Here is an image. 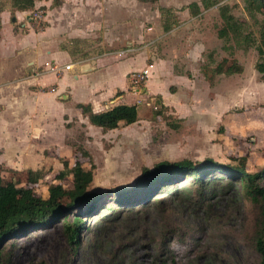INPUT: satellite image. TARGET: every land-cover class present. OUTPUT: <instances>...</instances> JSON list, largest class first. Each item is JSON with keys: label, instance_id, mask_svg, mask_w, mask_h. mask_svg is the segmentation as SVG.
Instances as JSON below:
<instances>
[{"label": "rangeland", "instance_id": "1", "mask_svg": "<svg viewBox=\"0 0 264 264\" xmlns=\"http://www.w3.org/2000/svg\"><path fill=\"white\" fill-rule=\"evenodd\" d=\"M225 1H237L239 6L233 7V12L246 16L241 0ZM42 5L29 10V26L35 29L44 26ZM40 9L43 16L39 18ZM3 11L10 14L7 8L0 10V15ZM177 15L179 21L170 30L160 28L157 34L151 32L145 37L151 52L169 55L175 71L181 70L184 75L179 78L168 72L162 81L151 83L150 88L165 91L167 100L170 99L162 114L155 111L160 106L157 96L151 92L146 94L140 83L138 87L144 96L126 98L138 104L139 116L135 123L103 131L90 129L87 122L76 118L68 125H59L60 130L57 127L45 140H33L31 148L17 156L0 155L2 164L9 167L6 161L10 163V159L17 160L20 167L15 168L18 169H36L46 164L42 167L45 175L36 187L41 195L47 193L53 176L63 168L59 155L71 160L73 147L78 143L89 150L95 164L92 183L95 190L128 185L140 174L142 166L162 159L196 160L210 156L225 161L231 155L249 150L256 163L249 169L263 165L264 78L256 68V62L261 60L258 50L249 47L235 49L234 54L228 52L223 46L224 39L217 35L220 23L217 4L197 15L187 14V9ZM259 17L264 18V13H259ZM21 20L25 21V16ZM211 49H215V60L230 59L233 55L242 66L241 70L222 72L216 77L224 100H229L233 92L240 95L241 107H237L236 119L229 127L203 118L205 105L202 107L201 96L207 98L216 93L208 87L202 69L196 67L202 60L201 51L207 59L206 53ZM184 58L190 59L192 71L183 72ZM146 61H151L150 56H146ZM240 109L247 112L241 113ZM250 113L254 118H249ZM3 142L1 138L0 144ZM85 165L90 166L88 162ZM225 180H231L229 186L224 185ZM62 183L71 187V175H66ZM211 186L215 190L201 203L186 198L183 193L171 198L165 194L160 201L130 211L112 210L106 203L85 219L75 243L68 240L61 221L31 228L23 236L2 244L0 264H35L41 260L46 264H157L160 257L172 264H255L259 259L252 244L256 206L241 194L239 180L220 179ZM169 228H176V234L169 236L167 249L161 250L159 232ZM172 255L173 262L169 260Z\"/></svg>", "mask_w": 264, "mask_h": 264}, {"label": "crops", "instance_id": "2", "mask_svg": "<svg viewBox=\"0 0 264 264\" xmlns=\"http://www.w3.org/2000/svg\"><path fill=\"white\" fill-rule=\"evenodd\" d=\"M187 1L62 0L52 5L51 0H40L36 5L43 4L44 26L39 29L29 26V10L15 11L10 22L9 11H3L0 15V139L4 142L0 144V155L17 156L22 150H29L33 140H45L59 125H68L76 118L87 122L90 129L102 130L88 120L77 103H89L93 111H100L116 101L130 103L126 98L144 96L141 92L145 89L146 94L160 96L167 105L170 99L167 100L165 91L150 88L151 83L162 81L168 72L179 78L184 75L181 70L175 71V63L169 55L151 52L145 37L163 29L160 6L175 8L178 16L184 9L190 13L187 4L199 0ZM182 2L187 3L179 5ZM22 16L25 21L21 20ZM70 37L90 39L86 48L88 54L75 59L61 48L60 43ZM119 44L125 46L111 48ZM98 46L101 52L96 51ZM202 51L200 64L205 60ZM146 56H150L151 61L147 62ZM182 61L184 73L193 70L189 58ZM47 62L59 65V69L41 71L47 67ZM85 62L90 63L89 69L82 68ZM200 64L197 70L201 69ZM143 67H148L149 72L140 85L141 90L133 86L130 74ZM203 76L216 93L207 98L201 96L202 107L205 105L203 118L229 127L236 119L237 107H241L240 95L233 92L229 100H224L216 82L218 78L212 84ZM248 115L254 118L252 113ZM24 139L31 142H22ZM10 160L6 163L11 167H20L17 160Z\"/></svg>", "mask_w": 264, "mask_h": 264}, {"label": "trees", "instance_id": "3", "mask_svg": "<svg viewBox=\"0 0 264 264\" xmlns=\"http://www.w3.org/2000/svg\"><path fill=\"white\" fill-rule=\"evenodd\" d=\"M37 1L40 0H0V10L8 8L10 16L13 17L17 10L35 8ZM241 1L245 17L233 12V7L239 6L237 1L229 3L225 0H199L191 1L187 6L192 15H197L203 9L217 4L220 17L217 35L224 39L223 46L230 54H234L238 48L246 50L255 47L261 59L256 62V68L262 72L261 77L264 78V18L259 17V13H264V0ZM61 2L62 0H51L52 5ZM159 10L164 30H169L178 23L175 8L160 6ZM90 41L88 38L70 37L63 40L60 47L78 59L88 54L86 48ZM96 51L101 52V47L98 46ZM214 53L215 49L209 50L205 56L207 59L201 65L202 72L210 83L213 84L217 75L222 72H236L242 69L233 55L230 59L223 58L220 61L215 60ZM157 101L160 106L155 111L162 114L167 105L158 95ZM76 105L92 124L100 126L103 131L122 124H130L138 118L136 104L126 101L113 102L100 111H93L89 103ZM168 122L173 124V121ZM262 152L261 155H264V151ZM59 157L63 168L55 173L45 195L39 194L36 187L45 175L42 167L46 164L36 169L31 167L18 169L5 167L0 161V255L4 242L23 236L31 228L61 221L68 240L75 243L85 219L106 203L109 204V209L130 211L160 201L167 194V197L171 198L182 193L186 198L201 203L210 198L215 190L214 186H211L213 182L230 178L241 182V194L256 206L252 244L259 255L255 264H264V164L253 170L249 169L251 165L255 167L256 164L254 159H251L249 150L231 155L225 161L210 156L196 160L191 158L158 160L151 165L142 166L140 174L132 183L114 185L105 190L92 188L95 164L89 150L82 143L74 145L71 160L68 156ZM85 162L90 166H86ZM68 174L72 178L71 187H66L62 183V179ZM230 181L225 180L223 183L229 186ZM70 215L72 218H69ZM175 234L176 228L162 229L159 232L161 250L167 249L169 236L172 238ZM163 258L160 257L157 264H172ZM169 260L174 261L173 255ZM35 264L46 263L41 260Z\"/></svg>", "mask_w": 264, "mask_h": 264}, {"label": "built area", "instance_id": "4", "mask_svg": "<svg viewBox=\"0 0 264 264\" xmlns=\"http://www.w3.org/2000/svg\"><path fill=\"white\" fill-rule=\"evenodd\" d=\"M38 11L39 12H38L37 16H39V18H40L41 15L43 16V11H41V9ZM66 67H69V64H67ZM58 69H59V65L51 64V63L47 62V67H45V69H41V71L42 70H45V71H47V70H58ZM148 72H149L148 67H143L141 69H138L136 71L131 72L130 80H131V82L135 88L138 87L139 84L142 83L143 80H145L147 78Z\"/></svg>", "mask_w": 264, "mask_h": 264}, {"label": "water", "instance_id": "5", "mask_svg": "<svg viewBox=\"0 0 264 264\" xmlns=\"http://www.w3.org/2000/svg\"><path fill=\"white\" fill-rule=\"evenodd\" d=\"M14 19V18H13ZM89 65V66H88ZM90 68V63L89 62H85L84 65H82L83 69H89Z\"/></svg>", "mask_w": 264, "mask_h": 264}]
</instances>
